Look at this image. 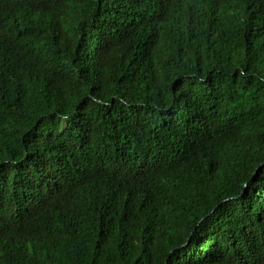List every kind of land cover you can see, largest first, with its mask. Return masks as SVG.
Here are the masks:
<instances>
[{"label": "trees", "instance_id": "obj_1", "mask_svg": "<svg viewBox=\"0 0 264 264\" xmlns=\"http://www.w3.org/2000/svg\"><path fill=\"white\" fill-rule=\"evenodd\" d=\"M0 264H264V0H0Z\"/></svg>", "mask_w": 264, "mask_h": 264}]
</instances>
